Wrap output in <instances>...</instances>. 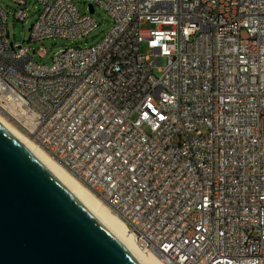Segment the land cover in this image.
<instances>
[{"label":"built area","instance_id":"2783aa9c","mask_svg":"<svg viewBox=\"0 0 264 264\" xmlns=\"http://www.w3.org/2000/svg\"><path fill=\"white\" fill-rule=\"evenodd\" d=\"M12 1L23 21L28 0ZM86 2L109 30L52 65L29 44L83 40L92 14L39 0L14 44L0 5V114L127 216L139 247L159 241L162 264H264V0Z\"/></svg>","mask_w":264,"mask_h":264},{"label":"water","instance_id":"95a60500","mask_svg":"<svg viewBox=\"0 0 264 264\" xmlns=\"http://www.w3.org/2000/svg\"><path fill=\"white\" fill-rule=\"evenodd\" d=\"M0 264H136L1 123Z\"/></svg>","mask_w":264,"mask_h":264},{"label":"bare ground","instance_id":"6f19581e","mask_svg":"<svg viewBox=\"0 0 264 264\" xmlns=\"http://www.w3.org/2000/svg\"><path fill=\"white\" fill-rule=\"evenodd\" d=\"M0 123L43 166V168L73 197V199L129 254L136 264H162V244L147 239L140 247L135 239L136 228L127 216L114 210L106 196L100 195L90 181H83L74 168H64L29 136L0 114ZM153 249L155 256L146 254Z\"/></svg>","mask_w":264,"mask_h":264},{"label":"rangeland","instance_id":"374dc122","mask_svg":"<svg viewBox=\"0 0 264 264\" xmlns=\"http://www.w3.org/2000/svg\"><path fill=\"white\" fill-rule=\"evenodd\" d=\"M72 2L82 14L90 13L89 5L86 0H72ZM0 5L7 15V29L10 33V41L14 44H21L24 42L27 45V42L31 37V28L38 20L42 10L39 0H28L26 10L27 17L23 21L15 18L17 10L21 8L15 2L12 0H0ZM92 17L98 23V28L83 40L76 41L58 38L44 40L39 43H30V47L37 50L40 47H43L47 53L44 58L36 54L34 60L40 64L52 65L55 55L65 48L74 46L89 48L99 44L109 30L112 24V18L106 10L99 6L95 7V12L92 14ZM147 51L148 49L146 45L143 44L141 46V53L147 54ZM165 64L166 60H163L162 66H165ZM155 75L158 77L161 75L160 72H158V68L155 69Z\"/></svg>","mask_w":264,"mask_h":264}]
</instances>
